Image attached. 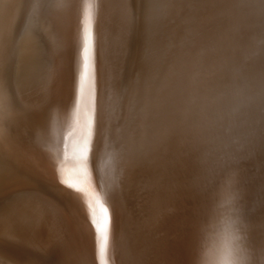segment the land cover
<instances>
[{"label": "bare ground", "instance_id": "6f19581e", "mask_svg": "<svg viewBox=\"0 0 264 264\" xmlns=\"http://www.w3.org/2000/svg\"><path fill=\"white\" fill-rule=\"evenodd\" d=\"M144 1L0 0V142L48 176L9 194L1 234L39 263L102 264L106 210L105 264H191L229 170L264 248V0Z\"/></svg>", "mask_w": 264, "mask_h": 264}, {"label": "clouds", "instance_id": "9594fccd", "mask_svg": "<svg viewBox=\"0 0 264 264\" xmlns=\"http://www.w3.org/2000/svg\"><path fill=\"white\" fill-rule=\"evenodd\" d=\"M249 228L237 175L226 171L198 227L191 264H264V248H253Z\"/></svg>", "mask_w": 264, "mask_h": 264}, {"label": "rangeland", "instance_id": "374dc122", "mask_svg": "<svg viewBox=\"0 0 264 264\" xmlns=\"http://www.w3.org/2000/svg\"><path fill=\"white\" fill-rule=\"evenodd\" d=\"M133 1L135 4L138 3V5L136 4L137 10L138 9L140 10V7L142 9L143 2H145L144 0H143V2L141 0H138L140 2H137V0H133ZM25 2H26V0H24V3ZM17 23L18 22H15L16 27H17ZM30 29H31V27H28V29H25L23 32L20 31L17 34L15 42L13 43V49L11 50L12 67L15 70L14 72H16L18 74H20V71H22L24 68L31 65V62L33 61V58L36 56L37 51H38V46L36 45L37 41L35 44V40H37V37L35 36L36 34L34 33V31L32 29L30 31ZM26 32H27V34H26ZM28 34H29V36H27ZM24 38H26L25 41H24ZM26 41L31 42L33 45L29 42H26ZM140 41H141V39H140V35L138 33V35L135 37V40H134V45H133L134 52L132 53V57L130 60L131 63L135 62L134 60L136 59L135 56L138 54V51H139ZM23 42H25V43H23ZM136 45H138V46L136 47ZM23 46H24V48H22ZM34 47H36V48H34ZM26 48L28 51L27 50L25 51ZM30 48H31V50H29ZM21 61L23 62L22 66H20ZM130 66H128V68H130ZM31 175L32 174L29 173V171L25 170L24 166H22V163L20 161V157H18L16 154H11L10 152H8L6 150V148L4 147V143L1 140V142H0V188H1V190H0V195H1L0 196L1 197L0 198V200H1L0 208H1V205L7 200V198H9V196L12 195L13 192L15 193V191L18 190V188H20L19 187L20 182L23 183L25 179H28V180L31 179L32 181L34 180V176H31ZM6 176H7V178H6ZM18 180H19V182H18ZM8 181L10 184L8 183ZM8 186H9V188H8ZM11 187H13V188L11 189ZM3 188H4V190H3ZM15 188H16V190H15ZM2 194L5 195L6 198H2V196H3ZM0 219H1L0 220V223H1L4 220V213H3V211H1V209H0ZM2 238L3 237L1 234V224H0V245H1L0 251H2L1 253L4 254V255H2L3 258L5 256H9V257L11 256V257L17 259L21 264H47L46 262L39 263V261L34 259L31 254H29L25 251H22L17 245L13 244L12 242H8L4 238H3L4 239L3 240ZM5 242H7V243H5ZM9 264H12V262L11 263L9 262Z\"/></svg>", "mask_w": 264, "mask_h": 264}, {"label": "snow or ice", "instance_id": "6c2138e0", "mask_svg": "<svg viewBox=\"0 0 264 264\" xmlns=\"http://www.w3.org/2000/svg\"><path fill=\"white\" fill-rule=\"evenodd\" d=\"M69 186L75 187L76 185L69 183ZM96 228L98 232V253L102 264H105L104 257L106 256L109 249V230H108V220H107L106 210H105L104 219L98 220L96 222Z\"/></svg>", "mask_w": 264, "mask_h": 264}, {"label": "water", "instance_id": "95a60500", "mask_svg": "<svg viewBox=\"0 0 264 264\" xmlns=\"http://www.w3.org/2000/svg\"><path fill=\"white\" fill-rule=\"evenodd\" d=\"M81 89V87L79 88V90ZM78 90V92H77V98H76V101L78 100V95H79V93H80V91ZM26 142H24V143H22V147H23V149H25L26 148ZM21 161V163H22V166H24V169L25 170H27V171H29V173H31L32 175L31 176H34V180H36L37 182H35V183H37V184H39V185H42V184H46L45 183V181H47L48 180V176H46V174H44V175H41L40 173H39V169H37V167H35V165L34 166H31L30 164V162H27V163H23V160H20ZM55 184L57 185V182H55Z\"/></svg>", "mask_w": 264, "mask_h": 264}]
</instances>
